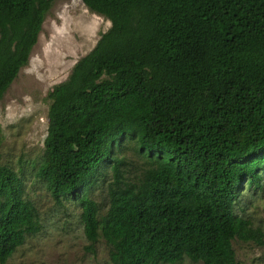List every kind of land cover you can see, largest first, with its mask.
<instances>
[{
    "label": "trees",
    "instance_id": "obj_1",
    "mask_svg": "<svg viewBox=\"0 0 264 264\" xmlns=\"http://www.w3.org/2000/svg\"><path fill=\"white\" fill-rule=\"evenodd\" d=\"M55 1L0 0V101ZM82 2L111 28L48 94L38 178L78 203L112 264H238L236 239L264 244L236 213L246 189L264 190V0ZM42 230L0 160V264Z\"/></svg>",
    "mask_w": 264,
    "mask_h": 264
},
{
    "label": "rangeland",
    "instance_id": "obj_2",
    "mask_svg": "<svg viewBox=\"0 0 264 264\" xmlns=\"http://www.w3.org/2000/svg\"><path fill=\"white\" fill-rule=\"evenodd\" d=\"M110 28L111 22L92 12L82 0H56L28 64L0 101L1 163L23 179L26 198L38 209L43 224V230L29 237L7 264H112L104 240L94 250L90 248L78 203L68 199L59 205L37 176L49 129L48 94L68 79L76 63L95 48ZM134 146L128 145L124 155L140 166L143 160L132 150ZM94 199L105 214V187L95 191ZM236 213L264 234V190L246 189L237 201ZM233 244L238 264H264V244L238 239ZM180 264L202 263L186 259Z\"/></svg>",
    "mask_w": 264,
    "mask_h": 264
}]
</instances>
